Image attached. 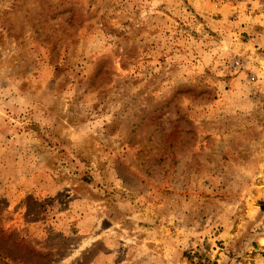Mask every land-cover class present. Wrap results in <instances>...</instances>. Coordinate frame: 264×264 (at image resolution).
Returning a JSON list of instances; mask_svg holds the SVG:
<instances>
[{
	"label": "rangeland",
	"instance_id": "374dc122",
	"mask_svg": "<svg viewBox=\"0 0 264 264\" xmlns=\"http://www.w3.org/2000/svg\"><path fill=\"white\" fill-rule=\"evenodd\" d=\"M0 264H264V0H0Z\"/></svg>",
	"mask_w": 264,
	"mask_h": 264
}]
</instances>
